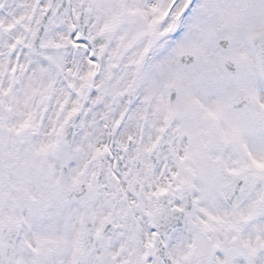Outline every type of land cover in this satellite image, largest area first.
Masks as SVG:
<instances>
[{"label":"flooded vegetation","instance_id":"obj_1","mask_svg":"<svg viewBox=\"0 0 264 264\" xmlns=\"http://www.w3.org/2000/svg\"><path fill=\"white\" fill-rule=\"evenodd\" d=\"M90 1L85 4L84 42L96 47L94 58L102 57L103 47L98 48L105 43L103 36L108 27L102 18L106 16L101 3L94 9ZM170 1L166 4L170 5ZM58 4L51 16L55 19L70 9L56 17ZM48 5L46 0H37L35 9H42L41 16ZM97 18L101 22L99 35L94 33ZM163 22L155 19L158 25ZM166 22L163 39L167 44L172 37L182 41L178 59L183 53L194 56L190 66L180 62L185 69L221 72L232 81L203 83L205 88L197 84L182 92L171 85L175 88L174 98L169 86L163 105L155 98H138L135 88L120 91L121 100L115 104H124L125 110L119 114L115 108L106 117L100 115L92 121L88 100L93 85L87 91L79 86L77 93L72 81L79 76L56 68L45 101L42 102L43 90L34 101L38 107L36 130L30 128L33 118L27 117L28 127L25 124V129L9 131L21 138L26 148L24 155L21 157L20 152V157H13L5 142L0 141V177L6 175L5 180L13 183H30L35 189L30 192L25 187L17 195L3 196L0 188V264H9L8 257L11 261L14 257L16 264H73L84 225L92 230L94 248L80 264H108L109 249L117 247H152L157 258L155 233L161 208L175 214L166 219L168 226L178 225L168 237L160 235L167 257L169 248H201L203 163L197 154L204 149L213 153L214 174L222 157L234 156V167L229 168L231 178L219 186V192L224 202L221 188L241 179L239 196L230 208L236 207L246 187V173L242 172L246 166L241 165L238 172L235 161L240 157L245 161V150L260 148L256 144L261 138L264 140V80L255 50L259 46L264 50V0H182L179 18ZM70 31L76 37L71 27ZM65 43L67 40L57 41L50 46V53H83L82 49L55 48ZM133 46V42L126 45V52ZM165 47L167 52L172 49L170 45ZM27 51L34 54L39 50L31 49L29 40ZM91 52L92 49L86 55ZM112 68L110 65L106 71L110 80L115 78L119 66L114 72ZM68 69L74 71V66ZM252 73L258 74L257 81L234 80L239 74ZM242 91L245 95L237 104L235 100ZM78 111L80 119L73 127L71 139L64 140L67 119ZM262 160L260 168L264 166ZM29 212L36 216L30 225ZM6 223L13 227L4 240L2 228ZM111 234L114 242L108 241ZM113 256L117 261L120 258L118 254Z\"/></svg>","mask_w":264,"mask_h":264},{"label":"rangeland","instance_id":"obj_2","mask_svg":"<svg viewBox=\"0 0 264 264\" xmlns=\"http://www.w3.org/2000/svg\"><path fill=\"white\" fill-rule=\"evenodd\" d=\"M49 2L50 0H46V3ZM173 2L171 11L166 14L167 0L161 3L153 0H91V8L94 9L101 3L103 16H106V19H102L106 20L108 27L103 36V39L106 38L105 43L98 48L101 50L103 47L105 55L94 58L96 47L89 41L83 43L81 54L49 51L50 46L57 41H75L70 25L75 24L80 0H70V9L60 18L51 17L42 48L34 54L25 51L42 11L35 9L37 0H0V141L5 142L7 152L13 157H20V152L21 157L24 155L26 148H23L21 138L9 131L25 129V124L28 127L27 117L33 118V126L30 128L36 130L38 107L35 106V98L43 90L42 102L45 101V93L50 88L49 82L58 67L69 75L74 73L79 76L76 81H72L77 93L79 86L87 91L89 85H93L88 100L92 121L98 120L100 115L106 117V113L114 112L115 108L119 114L125 110L124 104H115L121 100L120 91L122 93L135 88L138 98H155L157 103L163 105L162 99L170 85H175L182 92L197 84L198 87L205 88L207 85H202L203 83L232 81L221 72L202 73L196 68L185 69L181 65L178 54L182 52L179 45L182 41L172 37L167 44L166 38L163 39L166 20L179 18L182 0ZM155 19L164 22L158 25ZM100 23L97 18L94 24L97 28L95 34L100 33ZM130 42L134 46L128 53L126 45ZM165 45H170L172 49L167 52ZM90 49L93 52L86 55ZM147 49L149 52H146ZM200 52L204 54L203 51L198 53ZM112 63H118L119 70L115 78L110 80L106 71ZM69 66H74V71L68 69ZM257 76L256 73L239 74L234 80L251 83L257 81ZM249 87L254 88V85L250 84ZM256 145L260 148L245 150L243 156L246 162L241 157L235 161L238 172L241 165L242 168H247L242 170L246 173L245 191L237 200L235 208L228 207L221 200L219 192V186L231 178L229 168L234 167L231 163L234 156L226 154L225 158L222 157L215 165L214 174L213 153L204 149L197 154L203 163V244L199 249H186L187 251L169 248L173 264H264V166H258L261 158L264 162L263 138ZM6 177H0L3 196L8 193L17 195L25 187L27 191L35 192L30 183H13L12 180L6 181ZM27 220L29 225L34 224L35 214L29 212ZM108 241L114 242V235H109ZM109 251L120 256V264H166L154 257L152 247H117Z\"/></svg>","mask_w":264,"mask_h":264},{"label":"water","instance_id":"obj_3","mask_svg":"<svg viewBox=\"0 0 264 264\" xmlns=\"http://www.w3.org/2000/svg\"><path fill=\"white\" fill-rule=\"evenodd\" d=\"M56 0H52L51 5L48 7V10L43 14V16L41 17V20L39 21V27L37 28V30L34 32V34L32 35V48L33 49H38L41 45V40L44 34V30H45V26L49 20V17L51 15L52 12V8L55 4ZM67 6V0H62V3L60 4V6L58 7L57 11L55 12L56 15H59ZM81 8H82V12L80 14V16L78 17V22L81 25L83 22V15H84V1H82L81 4ZM85 33H81L79 35V38L82 39L84 38ZM264 41V40H262ZM72 44L69 43L67 45H63V46H59L57 47V49L60 50H71L72 49ZM76 49L81 48L79 45L75 46ZM257 55H258V59L260 62V66H261V71H262V75L264 77V50L261 49V47L259 46L257 48ZM180 59L182 61V63L184 65H191L194 61V57L192 54H183L180 56ZM112 71L114 72L117 69V64H113L112 65ZM171 97L174 98V94H175V88L171 87L169 89ZM244 92H240L238 99L236 100L237 104L240 103V100L244 97ZM130 98H132V94L130 95ZM79 112L73 116L70 117V120H72L74 123H76L79 120ZM72 129H73V125L67 124L66 127V134H64V139L65 140H70L71 135H72ZM241 184H242V180L241 179H236L234 182L230 183L229 185L223 186L221 189V193L223 195V198L227 201V203L229 205H233L235 198L239 195L240 190H241ZM71 192V191H70ZM69 192V193H70ZM161 213L158 215L159 217L158 222H156V224L158 225V227L162 230V233H159L158 236H160L161 234L163 235H169V232L172 230V228H175V226L177 225H172V226H168L169 224L166 222V219L169 217L174 216L175 214L173 212H167L166 208H161ZM168 226V227H167ZM11 226H6L4 229V239L7 237L8 233L10 232ZM93 249V233L90 227H87L86 225L83 226V230H82V236H81V240H80V247L78 250V254L76 256L77 258V264L79 262V257L80 256H84L87 255L91 250ZM165 251H166V246L164 244L161 243V240H159V245H158V249H157V255L161 258L164 259L165 257ZM9 255V253H7ZM107 259L109 260L110 264H116L115 259L111 256H107ZM8 262L9 264H11V258L8 257ZM169 263L170 260H168ZM12 264H15V262H13Z\"/></svg>","mask_w":264,"mask_h":264}]
</instances>
